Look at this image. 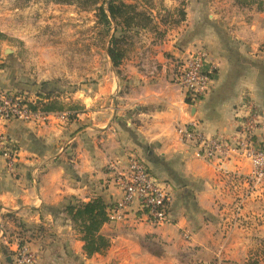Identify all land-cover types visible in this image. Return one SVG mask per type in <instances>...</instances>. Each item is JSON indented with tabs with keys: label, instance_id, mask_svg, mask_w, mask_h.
<instances>
[{
	"label": "crops",
	"instance_id": "0c3cea01",
	"mask_svg": "<svg viewBox=\"0 0 264 264\" xmlns=\"http://www.w3.org/2000/svg\"><path fill=\"white\" fill-rule=\"evenodd\" d=\"M162 2L172 14L184 8L185 18L176 14L170 18L171 27L164 41L156 38L158 18L155 29L134 30L132 34L141 40L143 49L139 47L127 55L118 68L127 77L124 85L129 84L128 92L119 98L118 114L135 109L130 116L133 123L125 120L120 127L110 125L114 111L109 98L114 88L120 90L122 85L120 81L110 84L107 76L91 96L87 94L93 104L101 99L103 111L89 108L83 100L86 109L81 111L87 113L83 123L62 127L55 125L60 121L57 117H51L37 124H7L6 131L21 151L14 173L9 172L0 156V262L5 256L7 263L13 264L19 241L25 239L36 253V264H183L182 252L189 246L202 248L200 255L223 240L217 231L222 226L224 203L237 197L234 183L215 164L203 160L195 149L180 141L176 126L194 116L207 134L230 137L239 125L237 111L252 98L264 110V4L260 8L257 4L234 7L233 12L226 10L212 16L206 12L205 0ZM224 2L233 4V0ZM152 6L150 11L156 14L159 6L156 2ZM200 46L207 52L204 68L214 71L215 80L204 100L192 106L167 72L171 71L170 59ZM144 51L163 64L159 77L149 78L139 72L137 63ZM116 70L113 66L117 74ZM107 115L109 118L103 121ZM127 145L146 151L151 172L171 185L170 220L154 226L144 213L131 209L126 221L107 222L102 227L110 248L87 257L81 235L70 218L65 213L54 214L51 208L63 211L72 199L88 202L100 197L109 206L119 201L122 190L115 185L114 177L127 168L123 148ZM224 167L229 176L234 173L239 177L247 176L252 169L249 162L235 156ZM244 187L238 184L235 188L245 191ZM248 193L242 212L248 213L247 219L251 220L246 230L251 234L259 231L264 237V192ZM259 215L262 218L256 225L255 216ZM25 230L32 232L31 237ZM144 240L162 245L164 254L149 252L143 246Z\"/></svg>",
	"mask_w": 264,
	"mask_h": 264
},
{
	"label": "rangeland",
	"instance_id": "374dc122",
	"mask_svg": "<svg viewBox=\"0 0 264 264\" xmlns=\"http://www.w3.org/2000/svg\"><path fill=\"white\" fill-rule=\"evenodd\" d=\"M109 1L111 0H98L99 4L92 6L87 0H78L71 4H59L53 0H0V33L2 35L0 37V96H21L37 102V105L58 104L56 108H63L64 111L60 113H65L66 117L54 123L57 126L67 127L74 122L83 123L86 119L84 115L87 114L86 111H81L86 109L83 100L89 108L103 111L101 99L93 104L87 94L91 96L93 91L98 89V84L108 76L109 81L111 80L110 84L114 85L115 82L120 81L122 85L120 90L114 88L113 96L109 98L111 109L114 111L110 125L120 127L119 125H123L125 120L130 121V124L133 123L130 116L135 109H128L118 114V102H121L119 98L123 97L125 91L128 92L129 84L124 85L127 77L123 75V71L116 70L119 74L113 72L112 63L107 54L111 36L114 34V24L112 27H106L99 21V6ZM116 1L127 3L125 0ZM162 1L140 0V2L131 3L140 11L150 13L151 17L153 15V21L158 18L159 29L155 32L159 41H164L171 27L168 25L170 18L175 14L178 16L177 9L185 10L179 7L172 14L171 10L162 5ZM205 1L206 12L212 16L221 11H232L234 7L237 9L247 7L235 0L233 4L225 3L224 0ZM155 2L159 6L156 14L150 11L152 7H155L152 6ZM202 13H205V9ZM117 35L118 37L127 36V55L141 48L139 45L141 40L136 39L134 34H124V30L119 29ZM174 56L169 55L168 58ZM161 66L163 67V64L156 58L146 56L145 51L143 55H140L137 63L139 72L149 78L159 77ZM167 74L171 80L170 69ZM50 93L52 99L41 102V98ZM255 101L252 98V103L264 113L262 107ZM95 117H98V114ZM108 118V115L103 117V121ZM9 138L20 153L21 149L17 141L10 135ZM72 145L70 143V146ZM123 148L127 160L131 155H137L150 167L145 155L146 151L132 145L131 148L128 145ZM229 180L234 183L232 188L235 189L237 197L230 203H224L223 206L225 209L221 215L222 226L217 231L222 234L223 240L217 245H210L200 255L202 248L189 246L184 250L185 252H182L183 264H264V237L259 235V231H254L253 234L248 233L247 223L250 224L251 220L247 219L248 213H242L246 208V195L250 196L248 192L252 189L248 187L244 177L229 178ZM238 184L245 186V191L239 190L242 187L236 189ZM230 192L233 193L232 190ZM255 218V224L259 225L258 220L262 217L259 215ZM257 227L255 226V230ZM29 232L25 230V233L31 237ZM29 243L28 239L19 241V245ZM160 246L164 249L162 245ZM7 255L11 256L12 253L8 252ZM0 264H8L5 256Z\"/></svg>",
	"mask_w": 264,
	"mask_h": 264
},
{
	"label": "built area",
	"instance_id": "2783aa9c",
	"mask_svg": "<svg viewBox=\"0 0 264 264\" xmlns=\"http://www.w3.org/2000/svg\"><path fill=\"white\" fill-rule=\"evenodd\" d=\"M207 52L203 46L181 51L180 56L170 59L171 79L185 92L189 105L196 106L212 90L214 71L204 68ZM144 66V64H143ZM37 102L21 96H0V156L6 162L10 173H14L20 153L9 138L6 126L12 121L25 123L48 122L51 117L65 119V113H46L38 108ZM238 112L239 125L230 137L209 135L201 127V121L194 116L188 122H178L176 131L180 141L191 146L197 155L228 178L224 164L238 157L251 165L250 174L244 177L251 192L264 190V113L252 102ZM240 113V114H239ZM114 183L122 190V197L108 209V222L118 223L127 219L128 212L136 208L144 213L148 221L159 226L169 222V210L173 195L171 185L155 176L148 165L137 155H131L127 168L114 177ZM250 185V186H249ZM13 264H36V253L28 246L19 245L13 257Z\"/></svg>",
	"mask_w": 264,
	"mask_h": 264
},
{
	"label": "trees",
	"instance_id": "16d2710c",
	"mask_svg": "<svg viewBox=\"0 0 264 264\" xmlns=\"http://www.w3.org/2000/svg\"><path fill=\"white\" fill-rule=\"evenodd\" d=\"M59 4H71L78 0H53ZM90 5L97 6L98 0H87ZM242 6L257 4L262 7L264 0H235ZM99 21L106 27H112L114 24V34L111 36L108 55L111 59L113 66L118 68L126 58L128 53L127 36L123 35L118 37V30H124V34L132 35V32L142 29H154L155 24L147 12L140 11L136 5L125 3L124 1L111 0L99 6ZM178 16L181 19L185 18V12L178 10ZM0 37H2L0 33ZM118 72V71H117ZM119 74V72H118ZM51 93L46 97L41 98V102H48ZM47 100V101H46ZM187 103L190 100L187 99ZM55 103H40V105L31 107L36 110L41 108L46 113L63 112V108H56ZM111 206L98 197L88 202H83L77 199H72L66 205L63 211L57 208H51L55 213H65L72 221L74 227L81 235L84 242V253L87 257H92L96 254H103L110 248L109 239L101 233L102 227L108 222V209ZM143 246L152 254L162 256L164 251L162 247L155 242L144 240ZM9 263V262H8ZM12 264V263H11Z\"/></svg>",
	"mask_w": 264,
	"mask_h": 264
},
{
	"label": "water",
	"instance_id": "95a60500",
	"mask_svg": "<svg viewBox=\"0 0 264 264\" xmlns=\"http://www.w3.org/2000/svg\"><path fill=\"white\" fill-rule=\"evenodd\" d=\"M9 260H10V259H9ZM9 260H8V261H9Z\"/></svg>",
	"mask_w": 264,
	"mask_h": 264
}]
</instances>
